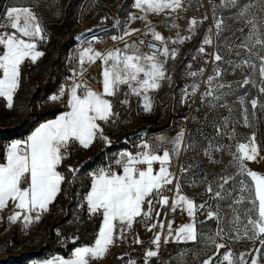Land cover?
Segmentation results:
<instances>
[{
    "label": "snow or ice",
    "instance_id": "1",
    "mask_svg": "<svg viewBox=\"0 0 264 264\" xmlns=\"http://www.w3.org/2000/svg\"><path fill=\"white\" fill-rule=\"evenodd\" d=\"M184 0H134L133 6L143 15L137 17L129 16V21L140 19L146 21L147 31L145 35H151L153 40L160 42L161 47L157 48L155 44L148 43V47L154 49L151 54L143 53L140 45L145 44L141 40L129 45L125 43L124 49H109L101 52L86 47L79 52V71L73 72L74 76L83 77L87 71L85 65H91L99 60L102 64L101 84L102 89L97 91L88 86L82 80L73 83L69 90L68 107L69 111L59 115L56 119L41 124L25 141H14L6 149V162L0 163V210H3L9 201L15 202V211L9 221L15 223L18 219H23L25 225L33 220H39L40 214L49 210V205L55 200L57 194L61 191V184L64 181V175L59 172L58 166L66 158L69 145L78 142L83 148L87 149L97 139H103L110 143L108 138L103 135V129L99 122L107 123L118 115L113 110L112 101L109 97L116 96L122 86H127L128 94L142 97L143 110L149 112L152 109V102L148 95L150 91L158 90L161 87V81L169 80L166 74L165 63L169 58L175 59L176 49H169L163 37L159 32L151 27L147 21L149 13L159 15L164 12L169 14L176 12L183 7ZM260 11L264 12V0H258ZM220 7L238 9L236 16L250 26L249 34L245 37L246 42H242L239 47L252 52V49L259 45L264 49V18L257 21L252 9L257 7L256 3H241V0H220ZM6 23H0V28L8 29L11 32H0V97L7 101V107H13L14 94L20 86L21 66L26 60L35 63L37 59L44 55L37 50V42L44 40L45 30L42 27L39 17L31 7H10L5 13ZM251 17V18H249ZM207 17H205L206 19ZM117 24L120 22L117 21ZM198 21L193 18L189 22V31H194ZM172 27H178L175 23ZM216 28L219 36L223 30V20L216 21ZM138 29H130L123 32L121 36H113V40L123 41L125 37L133 35ZM240 31H243L241 29ZM191 37H180L172 43H183ZM94 40L96 38H93ZM203 43L210 45L211 38L205 37ZM91 44V41H89ZM251 45V46H249ZM204 48L199 49L204 52ZM255 54V53H253ZM163 57V59H161ZM259 76L264 83V56H260ZM215 61H221L219 54H214ZM242 65H246L256 70V64L250 60H244ZM236 67H241L237 64ZM201 73L203 69L200 70ZM189 75L196 76V72H190ZM221 72L216 70V77ZM216 77H208L207 84L212 85ZM253 84L255 81L245 78L244 85ZM198 85L192 86V94L196 92ZM224 87V85H219ZM264 93V86L260 88ZM64 89H61V95ZM185 95H188L185 92ZM206 96L213 95L210 87L205 93ZM219 99V97H216ZM52 100L58 99L57 96L51 97ZM127 104L128 100L121 101ZM240 103L244 100L241 98ZM258 101L251 100L253 109L257 107ZM245 126H250L247 115L244 118ZM184 131L181 130L171 141L173 147L169 150L164 149L162 154L158 153L161 145H151L142 142L139 147L142 151L132 154L124 151L120 153V158L116 161L122 168V173H117L111 169H100L92 174L91 190L87 193L86 202L90 215H102V223L94 244L91 246L77 247L71 253L68 259L56 258L49 260L46 264H91L92 260L102 259L109 248L115 243L116 239L123 238L124 228L121 227V235H116L117 223L121 226L126 225L131 229L135 218L143 216L150 218L152 212L153 197L155 193L162 191L167 185L173 184L174 176L169 170L173 156H178L184 141ZM235 137V132L232 138ZM165 141L162 140V143ZM187 147H194L188 145ZM211 149V145L209 146ZM215 151L222 150L221 146H216ZM206 155H210L208 149ZM232 160L230 166L238 169L237 176H245L247 181H240V195L233 200V204L243 205L247 203L250 207L233 209V216L228 230L229 239L234 241L250 240L259 241L264 246V174L250 170L246 162H256L260 157V148L256 143L255 134L247 138L246 142H239L235 145V151H230ZM215 162V161H213ZM154 164H159V170L154 171ZM143 166V167H141ZM73 175L76 169H69ZM185 171V169H181ZM223 183L218 185L220 191L214 193L218 200L225 199V195L232 196L227 192L225 185L235 180L234 176H223L220 178ZM27 185V186H24ZM208 193H213L211 185L206 189ZM176 199L172 200V210L175 211L178 206L187 211L192 219L191 223L181 225L173 234L172 222L167 223L168 236L164 237V243H169V237L176 242H188L197 240V228L195 223V214L198 210L206 206L197 205L194 200L180 194V184L176 182ZM147 203V210L144 204ZM169 199L167 196H161L159 204L161 207L167 205ZM229 207H232L230 204ZM35 213V216L32 214ZM160 213H157L159 216ZM208 219L215 218L220 220L218 212L209 211ZM164 225L153 224L151 228ZM149 228V231H151ZM234 233L235 235H231ZM225 229L218 226L213 236H208L207 242L216 249L214 256L208 257L203 264H249V253L241 252L236 254L227 249L225 243L219 242L225 238ZM219 238V240L217 239ZM161 234L157 233L151 243L155 245L156 250H149L145 254V264L150 258L157 257ZM136 243H142L136 238ZM226 249L221 254L220 250ZM260 256L251 255L250 264H259L260 259L264 258V251L261 248L254 249ZM181 264L183 262L181 261Z\"/></svg>",
    "mask_w": 264,
    "mask_h": 264
},
{
    "label": "rangeland",
    "instance_id": "2",
    "mask_svg": "<svg viewBox=\"0 0 264 264\" xmlns=\"http://www.w3.org/2000/svg\"><path fill=\"white\" fill-rule=\"evenodd\" d=\"M35 2L36 0H0V17L8 5L15 3L29 7ZM249 2L257 4L252 12L259 22L264 18V12L260 11L258 0H241V3ZM184 3H188L193 11H199L201 14L199 17H194L198 24L187 36L191 37L186 40L187 51L191 54L198 46H205L209 54V64L212 65L208 77H216L217 69L221 72L212 85L207 84V91L211 87L213 95L206 96V91L202 97L203 102L212 99L216 101L212 108L211 126L214 129H222L231 137L235 132L237 143L246 142L247 138L255 134L261 158L256 162H246V166L252 171L264 174V93L260 92L264 83L259 76V57L264 56V49L257 45L252 52H249L239 47L242 42H246L245 37L249 34L250 26L237 18L238 9L220 7V0L217 2L184 0ZM132 4L134 0H64L62 4L49 5L41 12L44 14L41 22L47 36L37 48L44 53L41 57L43 61L33 66L34 63L26 60L25 66H21L23 80L21 79L20 86L14 94L11 109L6 106L7 101L0 97V159L12 142L23 138L26 128L49 118L53 110L63 107L65 93L58 95L56 100H52L51 97L61 92L62 88L65 90V81L70 75V69H76L77 60L73 62V54L76 53L78 56L80 45L93 38L117 36L119 31L125 28L121 16ZM70 6L73 13L72 26L61 41L62 52L65 48L66 50L59 56L53 49V42L61 36L56 28L65 21L66 10ZM183 15L187 18L185 21L188 22L189 28V22L193 18ZM217 20H223V30L220 31L219 36L216 28ZM117 21L120 23L117 24ZM241 29L243 31H240ZM70 35H73L71 39H69ZM206 36L212 40L210 45L203 43ZM214 54L221 55L222 60L215 61ZM244 60L256 64V70L253 71L252 68L242 65L241 62ZM237 64H241V67H236ZM50 76L55 92L49 95L40 93L37 98L31 99L36 84H46ZM56 76L59 77L58 80L55 79ZM246 77L255 81V86L251 83L244 85L243 81ZM126 93L128 90L122 86L120 92L112 97L113 110L118 115L113 116L107 123L99 122L103 135L110 143L97 138L87 149L74 142L69 145L66 158L61 165L65 177L61 193L47 217H40L29 231H22L14 224L7 234H3L0 230V264H33L37 260L65 255L72 245L78 243L76 240L81 234H91L96 227L97 216L87 215L81 202L82 194L92 174L100 169L119 166L116 161L120 158V153L127 151L135 154L142 151L139 145L147 142L148 136L166 133L167 128H172V120L176 116L186 115V112L180 108V91L149 92L152 102V109L149 112L143 110L142 97L131 94L126 96ZM241 98L244 100L243 104L240 103ZM125 99L128 103H121ZM252 99L258 101L255 109L251 105ZM198 113L195 114V121L192 122L194 128L197 127ZM245 115L250 126L244 124ZM166 136L170 135L166 134ZM69 169H76L75 175ZM238 178L248 180L245 176ZM157 206H161L159 200H155L152 207ZM246 206L250 207L247 203L243 204L244 208ZM234 208L240 209V205ZM119 225L117 223L116 232H119Z\"/></svg>",
    "mask_w": 264,
    "mask_h": 264
},
{
    "label": "built area",
    "instance_id": "3",
    "mask_svg": "<svg viewBox=\"0 0 264 264\" xmlns=\"http://www.w3.org/2000/svg\"><path fill=\"white\" fill-rule=\"evenodd\" d=\"M64 0H38L37 4L32 5L31 8L36 14H40L46 7L49 5H58L62 4ZM219 0H213L217 2ZM183 14L187 17H199L201 16L199 11H193L192 7L188 3H184L181 8ZM188 22L184 21L178 24V27L171 32L172 41L177 40L178 36L187 37L190 34L189 28L187 26ZM145 41V44L140 45V49L143 53L151 54L154 49L148 47V43L155 44L157 48H160L161 45L152 41L148 37L141 38ZM140 40V41H141ZM91 41V44H89ZM86 43L80 45V49L86 47H92L95 50L105 52L115 45V40L112 37H99L89 40ZM170 43L172 49H177L180 43ZM42 43V42H41ZM40 43V45H41ZM203 47L204 52H200L199 49ZM209 54L205 46H198L191 53V62L192 72H200L199 78L195 83L186 84L181 90L180 102L181 110L186 112V115H179L172 120V128H167L166 130H172L179 128L180 131L183 130L184 141L181 146V151L178 156H173L170 165V171L173 173L174 180L173 184L167 185L162 191L155 193V198L160 199L161 196H167L169 199L168 207L165 210V213L162 218H160V224H163L164 227L171 220L176 221L178 224L185 223V210L180 208L175 211L171 210L169 206L171 205L173 197L177 196L176 192V182L180 184V194L186 196L189 199L194 200L197 205L204 204L206 206L203 209H200L195 214V223L198 226V229L204 227L205 225V216L209 211L218 212L220 220L217 221L213 218L216 223H220L226 217L233 216V209L236 204H233V200L239 197L240 192V181L236 175L238 169L235 166H230V161L232 156L230 151H235V145L237 144V138H232L230 135L225 134V131L218 128L214 129L211 126L212 118V108L216 104L214 99L208 100L206 102L202 101L203 94L207 91V78L208 73L212 68L210 61L208 60ZM101 69L102 64L99 60L96 63L91 64L88 68V71L83 76V81L88 84V86H94L98 83L101 78ZM201 69L203 72L201 73ZM88 75L91 78H88ZM195 76H191L193 79ZM73 77L69 75L65 81V85H70L72 83ZM198 85L195 94H192V86ZM185 92L188 95H185ZM185 108V109H184ZM198 113L197 127H192V122L195 121V114ZM175 123V124H174ZM153 135L148 136L147 143L153 145ZM188 145H193L194 147H187ZM211 145V149L209 146ZM216 146H221L222 150L215 151ZM165 148L171 149L172 145L170 143H165L161 145L160 150ZM206 149L209 150L210 155H206ZM215 161V162H213ZM185 171H181V169ZM159 170V165L154 167V171ZM223 176H234L235 180L230 181L228 185H225L227 192L232 193L231 197L225 195V199L218 200L214 197L216 191H220L218 185L223 183L220 179ZM211 185L213 188V193H208L206 189ZM27 186V185H24ZM232 207H229V205ZM35 216V213L32 214ZM37 220H33L32 223L25 225L23 219H18L17 227L20 230L29 231ZM136 227L140 226H149L151 222L149 219L140 218L136 223ZM163 227V228H164ZM162 228V229H163ZM218 227L212 230V232L207 233V236H213ZM158 231V228H155ZM198 237H201L203 233L197 231ZM129 248V245L123 244L121 242H115L112 248L111 256L116 258L121 253L126 252ZM152 246L150 242L144 244V249H151ZM180 256L183 260H188L196 256L194 252L190 251V248H185L181 251ZM145 264V260H144ZM147 264H156L153 259H149ZM161 264V263H158Z\"/></svg>",
    "mask_w": 264,
    "mask_h": 264
},
{
    "label": "crops",
    "instance_id": "4",
    "mask_svg": "<svg viewBox=\"0 0 264 264\" xmlns=\"http://www.w3.org/2000/svg\"><path fill=\"white\" fill-rule=\"evenodd\" d=\"M37 1L38 0H36L35 4H37ZM35 4H33V5H35ZM31 6H29V7H31ZM10 7H26V6L19 5V4L17 5L15 3L12 5H8L7 7H5V9H4V11L0 17V23H6L7 22L6 17H5V13H6V10ZM123 14L124 15H122L121 17H123V23H124L125 28L119 31L117 37L121 36L123 34V32L126 30L138 29L139 31L135 32L131 36L125 37V39L123 41L115 40V45L111 49L119 48V49L123 50L125 43H127L129 45L133 44L134 42L138 43L141 40V38H145V37H148L152 41H155V40H153L151 35H145V32L147 31V28L145 27L146 21L140 20V19L129 21L130 15H134L137 17L143 15V13H141L138 9H136L133 6V4L130 5L129 9H127L126 12H124ZM37 16L39 17V20H40L42 27L44 28V26L41 22V18L44 16V14L43 13L37 14ZM186 19L187 18L182 14V9H180L176 12H172L170 14L166 11V12L161 13L159 15L149 13L147 16V21L150 22L151 27L154 28L157 32L161 33V35L163 37H165L167 47L170 50L172 49L170 46V43L172 41V38L170 35H171V32L174 31L172 24L175 23L176 25H178L179 23L184 22ZM160 30H161V32H160ZM5 31L11 32L12 30L10 28H8V29L0 28V32H5ZM45 36H47L46 30H45ZM111 37H113V36H111ZM41 42H43V40L37 42V47H38V45L40 46ZM156 42H158V41H156ZM158 43L160 44V42H158ZM187 49H188V47H187V41L186 40L183 43L179 44L178 48L176 49V51H177L176 58L175 59L169 58L167 60V62L165 63L166 74H167V76H169L171 78L170 81L169 80L161 81L160 82L161 87L158 90H154V91H150V92L174 91V90L181 92V90L183 89V87L186 84H192L198 80L200 72H196L197 75L193 79L191 78V75H189V73L194 71V70L190 64L191 54L189 51H187ZM37 50H38V48H37ZM185 52H186V54H185ZM41 57H39L37 59V61L34 63L33 66H37L41 61H43V58H41ZM161 59H163V57H161ZM76 60H77L76 69H70V71H69L70 75L73 77V80H72V83L70 85L65 86V90H64L65 98L63 99V107L61 108V111L59 113L55 114L51 118H47V119L36 122L35 125L28 131V133H26L23 136V138L20 139L19 141L27 140L28 136H30L32 134V132H34L35 129L38 128L41 124L47 123L48 121H51V120H54L59 115H62L63 113L70 110L68 107L69 90L71 89L74 81L80 82L83 79L82 77H78V76L73 75L74 70L78 72L80 69L79 55L76 57ZM25 63H26V61H25ZM88 67H89V65H87V66L85 65V68H87V71H88ZM86 72L84 73V75L86 74ZM101 80H102V77L100 78V80L98 81L97 84H95L94 86H90V87L97 90V91H100L102 89ZM123 87L126 90H128L127 86H123ZM60 94H61V92L56 93V96H58ZM109 99L113 102L112 97H109ZM164 103H166V102H164ZM179 132H180V129L177 128V129L169 130L166 133L160 134L158 136L155 135L153 138V145H163L165 143H170L172 145L171 141L174 140V138L177 136V134ZM166 134L167 135L169 134L170 136H166ZM162 140L165 142L162 143ZM74 143L79 144L78 142H74ZM93 143H92V145H93ZM160 147L158 148L157 151L159 154H162L164 150H160ZM172 147H173V145H172ZM4 162H6V151L3 153V156L0 159V163H4ZM61 165H62V162L58 166L57 170L62 173ZM156 165H159V164H154L153 167H155ZM141 167H143V166H141ZM108 169H110V168H108ZM108 169H106V170H108ZM111 170L115 171L117 173H122V168L120 165L119 166H113L111 168ZM63 182L61 184V189H62ZM91 182H92V177L90 178V180L88 182V186H87L86 190L82 194V201H81L87 215H90V214H89V210H88L87 202H86L85 198L87 196V193L91 190ZM60 193H61V191L57 194L55 200L49 205V210L47 212L41 213L40 217H47V215L50 213L52 208L56 205L58 198L60 196ZM176 197L177 196L173 197V199H176ZM150 198L153 200V203L155 200H160L158 198H155L154 195H153V197H150ZM153 203H152V206H153ZM143 207H144V209L148 208L147 203H145ZM167 207H168V204L164 205L163 207H161V206L160 207L157 206L154 208L152 207L151 216H150V218H147L151 222V225H149V226L136 227L135 223L140 218H142V216L135 218V221H134L131 229H127L126 225H123V226L119 225L120 229H121V227H123L125 230L123 232V238L122 239H116L115 242H121L123 244L129 245L128 250L126 252L121 253L116 258H113L111 256L112 248L114 245L113 244L109 248V251L107 252V254L102 259L92 260L91 264H144L146 252L149 250H156L155 245H153L151 243V241L157 233L161 234L159 254L157 257L151 258L154 260V262L156 264H158V263H161V264H181V261L183 262V264H203V261L205 259H208V257H210V256H214L216 253L215 247L213 245H210L207 242L206 238L208 236L206 234L212 232V230H214L218 226L223 227L225 229V233H226L225 238L223 240H219V238H217L219 240V242L225 243L227 246V249L232 250L236 254H239L241 252L249 253L250 254L248 257L249 264H250L251 255H256L258 257L260 256V253H256L254 251V249L261 248L262 251H264V246H261L260 243H256V242H253L250 240H240L237 242V241H234L232 239H229L228 230L230 227V222H231L230 220L232 219V217H226L223 219V221H221L218 224V223H216V221L214 219H208V215H207L208 213L206 214V216L204 218L205 219L204 227L198 229V226H196L197 231L199 230L203 233V235H201V237H198V235H197L196 241L176 242L171 237H169V243L166 244V243H164V237L168 236L167 225L163 229L160 228L159 226H157L158 231L155 230L156 227L151 228V226L153 224L160 225L159 220H160V218L163 217ZM247 207L248 206H246L245 208H247ZM169 208L172 210V202H171V205L169 206ZM178 208L183 210L182 207H180V206H178L176 209H178ZM243 208H244L243 205L242 206L240 205L241 211ZM15 211H20V210L15 208V202H12V201H9L7 206L3 210H0V230H2L3 234L9 233L8 230L10 229L11 226H13V224L17 225L18 220L15 223H12L9 221V217ZM157 213H160V215L157 216ZM95 216H97L98 221H97L96 227L93 230V232L91 234H89V233L81 234L80 237L78 238L79 241L76 240L78 242L77 244H74L75 242H70L71 244H74V245H72L68 249V251L66 252L65 255H58L55 257L47 258V259L37 260L33 264H46L47 261L54 260L56 258L68 259L71 257V253L73 252L74 247H76V246L83 247V246L93 245L95 238L98 234L99 227L102 223V215L96 214ZM171 222H172V228H173V234H174L175 230L178 229L183 224H178L174 220H171ZM191 222H192V219L188 216L187 211H185V223L184 224L191 223ZM149 228H151V231H149ZM120 229H119V232H116L117 236L121 235ZM231 235H235V234L232 233ZM136 238H139V240L142 241V243H139V244L136 243L135 242ZM148 241L150 242V245L152 246V248L146 250V249H144V244ZM187 247L190 248V251L194 252L196 254V256L193 258H190L188 260H183L180 256V253L183 249H185ZM225 251H226V249L220 250L221 254H223ZM120 256H121V258H119ZM259 264H264V258L260 259Z\"/></svg>",
    "mask_w": 264,
    "mask_h": 264
},
{
    "label": "trees",
    "instance_id": "5",
    "mask_svg": "<svg viewBox=\"0 0 264 264\" xmlns=\"http://www.w3.org/2000/svg\"><path fill=\"white\" fill-rule=\"evenodd\" d=\"M72 15H73V13H72V9H71V6H70V8H68V10H66L65 21L61 24L60 27L56 28L57 33L60 34L61 36H60V38L58 40H55L53 42V49H54L55 53L57 55H59V56L61 55V53L65 52V50H66V48H65V50L62 52V50H63V43L61 41H62L63 37L65 36V34L70 30V28L72 26L71 25L72 24L71 23ZM50 28H53V27H50ZM60 30H62V31H60ZM72 36L73 35H70L69 36V39H71ZM25 64L26 63L24 62V64L22 66L24 67ZM22 74H21V79L23 80V75ZM58 78H59L58 76L55 77L56 80H58ZM21 79H20V82H21ZM45 83L46 84H41V83H37L36 84V88H35V90L33 92L34 94L31 95L32 96L31 99L37 98L38 94H40V93H43L44 95H49V94L55 92L54 86L52 85L51 76L48 77V79H47V81ZM60 111H61V109L53 110V112H52V114H51V116L49 118L53 117L55 114L59 113ZM31 128L32 127L26 128L25 131H24V133H23V135H25L26 133H28V131Z\"/></svg>",
    "mask_w": 264,
    "mask_h": 264
},
{
    "label": "water",
    "instance_id": "6",
    "mask_svg": "<svg viewBox=\"0 0 264 264\" xmlns=\"http://www.w3.org/2000/svg\"><path fill=\"white\" fill-rule=\"evenodd\" d=\"M76 57H77V54H76V53H74V54H73V62H75V61H76ZM88 78H91V76H90V75H88ZM145 210H147V208H146ZM142 218H143V219H145L143 216H142ZM119 258H121V256H120Z\"/></svg>",
    "mask_w": 264,
    "mask_h": 264
},
{
    "label": "bare ground",
    "instance_id": "7",
    "mask_svg": "<svg viewBox=\"0 0 264 264\" xmlns=\"http://www.w3.org/2000/svg\"><path fill=\"white\" fill-rule=\"evenodd\" d=\"M23 231V230H22Z\"/></svg>",
    "mask_w": 264,
    "mask_h": 264
}]
</instances>
